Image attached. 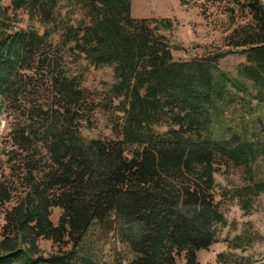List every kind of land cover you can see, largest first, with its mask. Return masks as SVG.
I'll use <instances>...</instances> for the list:
<instances>
[{
	"label": "trees",
	"instance_id": "trees-1",
	"mask_svg": "<svg viewBox=\"0 0 264 264\" xmlns=\"http://www.w3.org/2000/svg\"><path fill=\"white\" fill-rule=\"evenodd\" d=\"M242 2L248 20L226 45L242 49L249 65L238 74L262 95L264 0ZM10 7L47 29L0 32V97L20 120L11 141L22 181L0 217V264H106L93 238L118 245L123 264H178L181 255L199 264L197 252L226 223L214 175L229 167L249 174L236 194L247 213L251 200L264 199V181L250 173L264 150L238 135L212 137L211 109L236 84L208 62L174 61L161 33L170 21L133 18L131 0H10ZM66 55L111 68L106 99L122 115L114 137H82L81 121L100 104L68 76ZM8 201L0 185V206ZM38 239L58 251L41 256Z\"/></svg>",
	"mask_w": 264,
	"mask_h": 264
},
{
	"label": "rangeland",
	"instance_id": "rangeland-1",
	"mask_svg": "<svg viewBox=\"0 0 264 264\" xmlns=\"http://www.w3.org/2000/svg\"><path fill=\"white\" fill-rule=\"evenodd\" d=\"M242 6V0H131V16L169 20L168 29L161 30V33L169 41L174 61L208 62L212 70L214 68L215 75L223 73L236 84L234 87L228 85L226 99L214 103L211 109L212 137L221 141L238 135L264 150V92L259 95L252 83L238 74L241 66L249 65L242 49L226 45L228 34L248 20ZM74 14L75 18H79L80 14L75 10ZM28 29L41 33L47 27L30 20L22 10H12L10 0H1L0 32ZM58 38V35L52 38L53 44L58 42ZM218 55L221 57L215 58L214 62V57ZM63 58V67L68 76L78 79L81 87L88 91L90 102L100 104V108L87 120L81 121L82 137L86 140L114 137L112 129L119 126L122 115L108 106L106 99L107 90L113 82L111 68H97L84 59L67 55ZM40 75L35 77L39 79ZM40 92L42 98L47 97L46 93ZM105 104L107 107H103ZM0 106V185L10 197V201L0 206L2 218V210L10 208L22 192V181L19 180L18 151L11 141V133L20 120L8 110L1 97ZM157 130L162 132L165 128ZM250 173L255 180L264 181V156L252 164ZM248 177L249 174L243 168L233 167L222 168L214 175V198L226 223L217 226V241L207 250L197 252L199 264H264V199L260 196L251 200L247 213L241 209L240 202L243 201L236 196L238 188L249 182ZM59 215V209L51 210L50 220L54 225ZM237 237L238 240L235 239ZM92 242L98 258L106 264H114L113 256L120 254V247L110 239L96 241L93 238ZM36 244L43 257L58 251V247L50 240L38 239ZM219 254L222 257L218 258ZM117 257L123 264L122 256ZM177 263L185 264L183 255L177 258Z\"/></svg>",
	"mask_w": 264,
	"mask_h": 264
}]
</instances>
